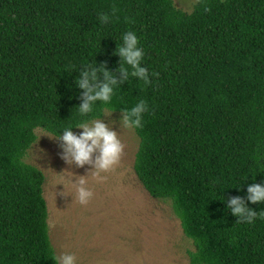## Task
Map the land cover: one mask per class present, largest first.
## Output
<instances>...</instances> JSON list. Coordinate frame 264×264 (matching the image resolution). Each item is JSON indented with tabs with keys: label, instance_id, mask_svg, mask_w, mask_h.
I'll return each instance as SVG.
<instances>
[{
	"label": "trees",
	"instance_id": "trees-1",
	"mask_svg": "<svg viewBox=\"0 0 264 264\" xmlns=\"http://www.w3.org/2000/svg\"><path fill=\"white\" fill-rule=\"evenodd\" d=\"M125 31L149 80L130 76L89 118L143 99L134 170L172 202L189 264H264V218L237 222L221 202L264 212L246 199L248 184H264V0H199L190 14L173 0H0V264H54L46 178L25 157L34 129L56 136L83 119L76 71L116 72Z\"/></svg>",
	"mask_w": 264,
	"mask_h": 264
},
{
	"label": "rangeland",
	"instance_id": "rangeland-1",
	"mask_svg": "<svg viewBox=\"0 0 264 264\" xmlns=\"http://www.w3.org/2000/svg\"><path fill=\"white\" fill-rule=\"evenodd\" d=\"M173 1L190 14L199 0ZM121 114L103 113L123 151L111 168L95 174L90 165L67 164L54 136L36 130L25 161L45 175L44 197L56 253L74 254L76 264H189L194 245L183 233L172 202L151 197L139 181L134 170L139 138L133 128L119 125ZM81 178L93 194L86 205L76 199L75 182Z\"/></svg>",
	"mask_w": 264,
	"mask_h": 264
},
{
	"label": "clouds",
	"instance_id": "clouds-1",
	"mask_svg": "<svg viewBox=\"0 0 264 264\" xmlns=\"http://www.w3.org/2000/svg\"><path fill=\"white\" fill-rule=\"evenodd\" d=\"M97 18L102 25L110 22L108 13H98ZM114 55L120 58L116 72L108 69L103 63L95 66H81L76 71L78 75L74 79V86L81 90V102L75 107L78 115L83 119L75 125L63 128L58 135L54 136L59 142L60 156L67 164H74L77 167L90 165L91 172L94 174L107 171L118 162L123 151V144L117 131L112 126L109 127V123H105L103 118H89V114L93 112L97 102L108 105L114 88L128 80L130 76L145 83L149 80L148 70L141 63L144 53L133 31H125L121 34L120 43L116 44ZM147 111V103L143 99L138 100L132 107L123 109L119 125L126 129L141 128L143 114ZM73 128L82 131L77 134L72 130ZM75 183L77 184L76 199L81 205H86L93 194L86 187L85 179L81 178ZM246 199L249 203L264 202V184H248ZM221 202L224 203L225 210L237 218V222L251 224L257 217L264 218V212H256L248 207L245 199L240 196H230L227 199L223 196ZM51 259L54 264H76V257L71 253L53 252Z\"/></svg>",
	"mask_w": 264,
	"mask_h": 264
}]
</instances>
